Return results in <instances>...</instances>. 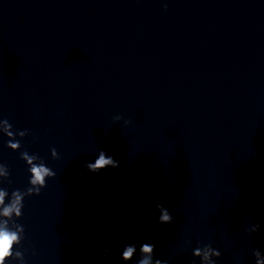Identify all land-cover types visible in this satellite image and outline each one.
Returning <instances> with one entry per match:
<instances>
[{"label": "clouds", "instance_id": "9594fccd", "mask_svg": "<svg viewBox=\"0 0 264 264\" xmlns=\"http://www.w3.org/2000/svg\"><path fill=\"white\" fill-rule=\"evenodd\" d=\"M166 8L167 5H165V9ZM115 118L121 119V117L119 116ZM3 121L9 129L12 128V125L7 119H4ZM125 123L127 124L128 121H125ZM8 135H11V133L9 132ZM19 143V141H8L7 146H10L11 148L15 149L19 146ZM51 152L56 153L57 151L55 148H53L51 149ZM27 155V152L21 153L22 157H27ZM35 159H39V157L33 156L27 160V164L29 165L28 171L30 173L29 183L34 186L39 185V187L29 188L26 193H21L19 189L14 190L12 193L14 197L13 203L10 206H4L2 211H0V215L10 218L12 214L15 213L17 217H22V209L24 207V195H40L41 190L47 186V180L56 176V173L50 167L46 166L45 163L33 164L32 160ZM56 159H59V157H56ZM3 166L5 168H8L5 164H3ZM109 166L113 168L119 167V162L116 161L113 157L108 156L103 150L98 153V156L95 159L94 163L88 162L86 164L87 169L93 173H98ZM7 175L10 177V172H8ZM5 195L6 192L4 190H0V205H4ZM156 207L161 213L158 217L159 223L170 224L173 222V216L167 208H165L162 204H157ZM258 228L259 225H256V228L254 230L257 231ZM20 231L21 233L25 231L23 226L21 227ZM21 238L22 236H18L17 232L10 231L7 228V220H5L4 227H0V264H5L6 259L12 256L13 245L14 243H18ZM205 246L211 247V244H207ZM214 251L215 254L220 257V251L217 249H214ZM136 253L137 245L135 243L126 245L121 252V260L124 261L125 264H128V262L133 261V257L136 255ZM154 253V244L147 242L141 244L139 246L140 257L135 261V264H168L166 260H161L159 258L154 259ZM105 255H107V250ZM192 255L194 257H199V249H194ZM255 255L258 256L259 252L256 251ZM213 264H215V262H213ZM255 264H259V261L255 260Z\"/></svg>", "mask_w": 264, "mask_h": 264}]
</instances>
